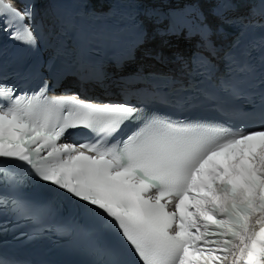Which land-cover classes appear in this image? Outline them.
Returning a JSON list of instances; mask_svg holds the SVG:
<instances>
[{"label": "snow or ice", "instance_id": "6c2138e0", "mask_svg": "<svg viewBox=\"0 0 264 264\" xmlns=\"http://www.w3.org/2000/svg\"><path fill=\"white\" fill-rule=\"evenodd\" d=\"M2 15L22 22L32 11L0 0ZM209 31L205 25V38ZM12 38L35 43L27 27ZM47 88L13 98L15 87L0 83V99L11 103L0 104V182L23 183L12 167L23 162L25 176L111 218L143 264H264V125L234 132L153 116L120 146L110 138L140 120L143 107L127 98H49ZM79 127L95 142L58 143ZM9 203L12 211H27L23 201L0 195V205Z\"/></svg>", "mask_w": 264, "mask_h": 264}, {"label": "bare ground", "instance_id": "6f19581e", "mask_svg": "<svg viewBox=\"0 0 264 264\" xmlns=\"http://www.w3.org/2000/svg\"><path fill=\"white\" fill-rule=\"evenodd\" d=\"M192 43L191 42H186L180 38L178 39H173V38H167L165 43L159 42V44L154 43L152 45L153 47V52L149 50L148 48H145L143 51L140 49H137L136 51H133L129 54L130 59L125 60L123 62V66L120 67L118 70L117 74H125L128 72H133L135 70V66L141 67V68H146V63L147 62H154L155 65H162L160 61H163L167 58L169 52L171 51H177L179 49H182L184 45L188 46V44ZM156 53L158 54L159 57V63L157 61H154L152 56H155ZM163 63L168 64L170 67V72L174 74L176 71L174 64L170 63L169 61L165 60ZM150 65L151 68L155 69V65ZM116 74V73H115ZM144 83L140 80L134 81V82H124L121 83V86L128 91L132 89H136L139 85H143ZM82 89L87 91V85H83ZM111 90L115 89L116 87H109ZM89 92L91 95H98L103 96L105 98H110L111 96L108 95H103L100 93V88L97 85L92 86V89ZM106 101V100H105Z\"/></svg>", "mask_w": 264, "mask_h": 264}]
</instances>
